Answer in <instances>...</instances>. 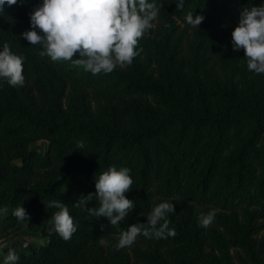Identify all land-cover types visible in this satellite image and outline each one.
I'll list each match as a JSON object with an SVG mask.
<instances>
[{
	"label": "trees",
	"instance_id": "1",
	"mask_svg": "<svg viewBox=\"0 0 264 264\" xmlns=\"http://www.w3.org/2000/svg\"><path fill=\"white\" fill-rule=\"evenodd\" d=\"M155 2L163 3L162 28L151 44L158 52L155 68L141 62L138 47L131 66L96 75L40 56L43 45L22 38L43 0H18L0 13V50L7 42L25 58L23 87L0 80V210H12L0 238L25 224L46 239L28 250L7 244L4 254L14 249L18 264H264V242L256 239L264 228V74L249 72L229 48L227 65L238 73V85L213 79L205 87L173 61L169 48L178 25L235 29L242 9L264 0H184L182 11L180 0ZM189 12L205 17L199 28L187 24ZM39 140L47 141L43 153L35 148ZM112 166L130 169L133 189L126 196L136 206L113 227L106 217L73 207L81 195L96 192V177ZM51 200L65 203L74 218L78 230L70 241L49 233L47 221L58 211L46 209ZM165 201L175 206L168 219L177 235L139 236L144 247L134 243L131 263L115 249L116 237L147 223ZM22 204L29 222L13 215ZM97 206L95 199L87 205ZM213 209L219 210L214 223L201 228L200 215ZM102 236L107 246L98 245ZM231 248L239 252L237 261Z\"/></svg>",
	"mask_w": 264,
	"mask_h": 264
},
{
	"label": "clouds",
	"instance_id": "2",
	"mask_svg": "<svg viewBox=\"0 0 264 264\" xmlns=\"http://www.w3.org/2000/svg\"><path fill=\"white\" fill-rule=\"evenodd\" d=\"M18 0H0V13L4 6L16 5ZM177 10L182 11L184 0H180ZM163 3L155 0H43L41 6L30 13L31 30L21 34L30 45H43L40 56L50 57L53 62L71 61L93 75L112 73L117 67L124 69L132 65L140 54L136 49L145 34L154 28ZM204 16L189 12L185 16L188 25L199 28ZM166 27L168 25H165ZM233 51L245 52L249 72L264 74V4L242 9L238 26L232 32ZM142 51V49H141ZM79 58H75V57ZM25 58L13 54L7 42L0 50V80L13 88L25 85ZM84 142L77 147L84 148ZM133 179L129 168L110 167L99 174L95 181V193L81 195L73 207L83 208L90 217H106L111 227L118 226L135 209L133 200L126 194L131 192ZM98 206L89 208L92 200ZM44 203V202H43ZM46 209H57L47 221L49 233L55 232L63 240L70 241L78 227L70 215L67 205L58 200L44 203ZM7 211V209H2ZM218 209H213L199 217V226L209 228L215 221ZM169 214H175V206L170 202L156 205L147 216V223H135L121 232L115 245L117 251L131 247L139 236L148 239L174 238L177 233L170 228ZM13 215L17 222H29L31 217L26 209L17 206ZM103 225L101 230L103 231ZM100 246H107L104 236L97 239ZM20 257L14 249H9L3 264H18Z\"/></svg>",
	"mask_w": 264,
	"mask_h": 264
},
{
	"label": "rangeland",
	"instance_id": "3",
	"mask_svg": "<svg viewBox=\"0 0 264 264\" xmlns=\"http://www.w3.org/2000/svg\"><path fill=\"white\" fill-rule=\"evenodd\" d=\"M153 23L155 25L154 28L145 34L139 41L138 46L142 49L139 56L141 62H150L151 68H155V62L158 58V52L151 44L158 40L156 37L159 35L160 28H162V22L159 19ZM233 31L234 29L230 25L222 26L213 32H200L180 24L169 40V48L173 52V61L179 64L188 75L194 71V75L205 87L213 79L220 83L231 82L238 85V73L227 65L229 61L226 52L230 48V54L233 57L239 58L246 63L247 60L243 49L238 52L233 51ZM46 147V140H39L35 143V148L40 153H43ZM3 209H7V211L0 210V225L3 218L12 211L10 208ZM261 222H264V219H261ZM256 239L264 242V228L256 235ZM11 242H16L21 248L28 250L31 246L45 244L46 239L42 238L38 231L31 230L23 224L15 231L0 238V259L4 260L6 255L3 249ZM135 243L144 247L137 240ZM133 247L134 244L131 247L121 249L124 254L129 255L131 263H134L136 259ZM230 253L234 260L237 261L236 258L239 252L231 248ZM215 254H217L216 251Z\"/></svg>",
	"mask_w": 264,
	"mask_h": 264
}]
</instances>
